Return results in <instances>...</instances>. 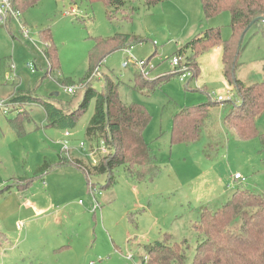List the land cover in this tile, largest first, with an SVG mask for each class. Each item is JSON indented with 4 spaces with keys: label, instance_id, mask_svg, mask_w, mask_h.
<instances>
[{
    "label": "rangeland",
    "instance_id": "1",
    "mask_svg": "<svg viewBox=\"0 0 264 264\" xmlns=\"http://www.w3.org/2000/svg\"><path fill=\"white\" fill-rule=\"evenodd\" d=\"M20 14L21 23L13 19L0 25V100L33 97L23 104L31 118L23 122L22 134L11 129V119L18 112L10 108L6 114L0 109V190L11 186L0 195V264H141L144 245L163 240L165 233L176 241L188 240L187 264H192L199 239L192 224L204 206H221L237 189L264 194L260 140H241L224 123L240 98L224 75L222 48L199 55L197 77L192 78L190 72L184 73L185 78L173 75L177 51L200 30L218 26L224 39L231 37L230 11L205 20L200 0H165L151 8L138 0L128 1L110 17L104 2L39 0ZM41 31L51 32L58 49L60 68L53 75H47ZM117 33L142 41L107 56L92 84L100 89L104 76L119 80L121 98L149 110L151 121L144 136L156 154L159 170L154 179L138 181L120 166L110 184L106 173L87 179L73 165L59 166L60 157H74L64 151L66 129L48 126L42 102L76 107L83 98L80 83L89 70L95 38ZM135 59L149 62L141 69ZM125 61L128 66H123ZM28 63L36 68H29ZM263 66L264 30L254 25L244 35L235 76L246 84L260 82ZM139 74L149 80L160 78L153 92L135 87ZM66 86H75V93H69ZM219 96L231 99L210 109L198 140L172 144L175 113ZM94 103L68 130L72 151L84 161L89 157L78 146L86 142L89 147L86 127ZM257 127L264 132V115ZM45 162L53 167L45 178L38 175L27 189L19 191L16 183L34 178ZM236 172L243 175V181L233 179ZM12 195L20 201V214L10 220L1 213Z\"/></svg>",
    "mask_w": 264,
    "mask_h": 264
},
{
    "label": "trees",
    "instance_id": "2",
    "mask_svg": "<svg viewBox=\"0 0 264 264\" xmlns=\"http://www.w3.org/2000/svg\"><path fill=\"white\" fill-rule=\"evenodd\" d=\"M38 1L13 0V5L15 9L23 11ZM70 1L76 3L78 0ZM128 1L138 0H87L90 4L104 2L110 17L123 9ZM163 1L165 0H143L147 8ZM200 1L205 20H210L224 11H230L232 35L224 39L218 26L206 27L197 32L177 51L179 57L184 60H180V65L175 67L173 75L182 74L183 70L187 69L191 72L192 78L197 77L199 55L214 47H221L224 75L240 98V102H234L233 107L225 115L224 123L232 128L241 140L257 137L264 148V132L257 127V120L264 115V79L246 84L235 76L243 49L244 35L254 25H259L264 30V0ZM40 35L46 44L44 53L49 64L47 75H53L60 68L58 49L51 32L41 31ZM141 41L137 36L125 33H117L110 37L97 36L95 47L89 53V70L81 79L84 94L78 105L76 107L71 105L65 109L52 101L42 102L48 126L65 128L68 131L76 125L94 100V113L86 127V135L90 140L94 138L105 140L111 149V152L101 157L98 163H93L90 159L84 161L79 158L71 160L70 157L68 159L60 157L59 166L73 165L82 171L87 179L93 175L106 173L110 184L114 182V170L120 166L138 181L154 179L156 176L159 170L156 154L144 136L151 121L149 110L143 104L125 102L120 96L119 80L114 81L109 76H104L100 89L92 84L96 69L107 56ZM168 78L169 75L165 77L166 80ZM159 79L149 80L146 75L139 74L136 76L135 87L144 88L147 93L153 92ZM191 80L186 87H189ZM31 97L33 96H14L11 97V101L23 105L31 101ZM220 104L222 102L209 98L204 102L185 106L176 112L173 116L171 143L198 140L199 130L204 119L209 116L210 109ZM30 118V112L24 108V112L11 119V129L22 134L23 122ZM52 168V165L45 162L34 178L22 179L16 183L19 191L27 189L38 175L39 178L44 177ZM10 187L5 185V188L0 190V195L9 192ZM192 228L199 238L192 264H264V194L245 188L237 189L221 206L217 208L204 206ZM2 236L0 231V242ZM189 246L187 239L176 241L171 233H165L163 240L144 245L146 255L141 264H187Z\"/></svg>",
    "mask_w": 264,
    "mask_h": 264
},
{
    "label": "built area",
    "instance_id": "3",
    "mask_svg": "<svg viewBox=\"0 0 264 264\" xmlns=\"http://www.w3.org/2000/svg\"><path fill=\"white\" fill-rule=\"evenodd\" d=\"M15 19L17 21H19L21 23V14H20V10L19 9H15L14 5H13V0H0V25H7L8 23H11V21ZM22 30L23 32L26 34V36L28 35V31L26 30V28L22 25ZM180 57H176L173 60V65L176 67L178 65H180ZM135 63L141 67V69H144L147 65L148 62L146 61H139L135 59ZM129 62L125 61L123 63V66H128ZM29 68L31 69H35L36 65L32 64V63H28L27 65ZM154 66H150V68L152 69ZM11 69L12 71L16 70L15 65H11ZM98 71V69H96V72ZM95 72V73H96ZM185 72H190L187 69H184L182 74H183V78H185ZM191 73V72H190ZM66 90L69 93H75L76 91V87L75 86H66ZM231 97L225 98L224 96H219L217 98V101L223 102V101H227L230 100ZM24 105L19 104L18 102H13L11 101V99H5V100H0V109L8 114L10 108L16 110L18 113H21L24 111L23 108ZM66 141H64V151L69 153L72 151L71 147H70V143H69V139L68 137L70 136V132L66 131ZM89 147L87 146L86 142H81L78 146L79 150H82V152H85L87 154V156L89 157V159L93 162V163H98L99 159L101 157H104L106 155H108L111 152V149L106 145L105 140H97L96 138L91 139L89 141ZM70 157V156H68ZM234 180H239V181H243L244 177L241 173L237 172L234 175Z\"/></svg>",
    "mask_w": 264,
    "mask_h": 264
},
{
    "label": "crops",
    "instance_id": "4",
    "mask_svg": "<svg viewBox=\"0 0 264 264\" xmlns=\"http://www.w3.org/2000/svg\"><path fill=\"white\" fill-rule=\"evenodd\" d=\"M69 154H71L74 158H79V159H83L84 158V157L78 156V154H75L73 151H71ZM6 200L8 201V203L6 204V206L4 205V207L2 208V213L1 214H2V217L3 216L4 217H8V219L12 220L15 217H17V214L18 215L20 214V201L14 195H12V197L9 198V199L7 198ZM18 202H19V205H18Z\"/></svg>",
    "mask_w": 264,
    "mask_h": 264
}]
</instances>
